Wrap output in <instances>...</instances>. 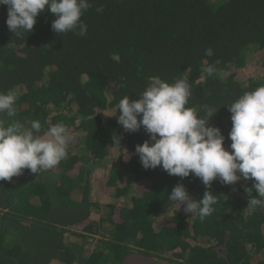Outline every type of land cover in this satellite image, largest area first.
Wrapping results in <instances>:
<instances>
[{"label":"trees","instance_id":"16d2710c","mask_svg":"<svg viewBox=\"0 0 264 264\" xmlns=\"http://www.w3.org/2000/svg\"><path fill=\"white\" fill-rule=\"evenodd\" d=\"M91 4L81 18L83 37L57 35L48 11L16 37L0 6V92L17 96L15 116L0 114V121L29 128L39 120L42 132L62 122L79 134L55 168L0 181V264H264V207L248 206L245 192L253 181L217 179L206 189L194 175L145 170L135 148L149 136L143 128L125 132L117 122L120 99H138L150 78L169 84L185 78L192 86L186 107L219 109L209 126L221 129L231 151L225 106L264 86V0ZM249 55L261 57L260 73L242 79L238 70ZM216 60L222 75L206 77L201 69ZM112 159L99 183L115 202L102 205L91 200V176ZM177 184L196 200L211 191L214 213L202 221L174 207L168 194ZM69 237L99 239L90 251Z\"/></svg>","mask_w":264,"mask_h":264},{"label":"clouds","instance_id":"9594fccd","mask_svg":"<svg viewBox=\"0 0 264 264\" xmlns=\"http://www.w3.org/2000/svg\"><path fill=\"white\" fill-rule=\"evenodd\" d=\"M7 7L6 24L11 33L21 37L31 32L37 16L48 11L55 15L51 28L57 34L71 32L83 37L87 25L82 16L91 7V0H0ZM96 11L102 13L103 6ZM205 55H214L212 48ZM216 60L201 69L208 78L222 75ZM151 82L138 99L129 96L120 99L117 119L125 132L141 130L149 136L137 145L135 154L145 170L160 167L170 176L187 178L194 175L206 189L213 181L234 185L241 179L253 181L245 188L248 206L264 207V86L244 92L225 106L231 113L232 127L227 139L230 149L225 148L226 137L221 129L209 126V121L219 109L203 105L200 110L186 107L192 95V86L185 78H177L169 84L160 77ZM17 96L0 92V114L15 116ZM200 111L203 115H200ZM215 113V114H214ZM72 137L61 122L50 125L42 132L39 120H33L29 128L14 121L7 126L0 121V181H10L28 169L33 174L53 169L68 155ZM114 138V145L119 146ZM258 194L253 197L252 192ZM168 200L177 209L195 214L200 220L211 216L217 196L205 191L203 198L194 199L183 184H177L168 194Z\"/></svg>","mask_w":264,"mask_h":264},{"label":"rangeland","instance_id":"374dc122","mask_svg":"<svg viewBox=\"0 0 264 264\" xmlns=\"http://www.w3.org/2000/svg\"><path fill=\"white\" fill-rule=\"evenodd\" d=\"M260 56L258 55H249L247 58L246 64L243 67V69L238 70V75L242 78L245 79L247 74L254 75L257 73H260L258 63H260ZM72 137V142L77 138L76 136H79L78 133L76 132H71L70 133ZM75 145V144H72ZM80 151V148H79ZM115 164V160L112 159V162L109 163L107 166H104L102 168L96 167L93 171L92 178H91V200L99 203V204H109V203H114V199L111 198L110 195H106L105 192L102 190V185L99 183L100 180L102 179L101 177L104 175L105 177L107 176L106 173H108L109 167ZM107 178V177H106ZM123 182V181H122ZM91 237H86L84 239L78 237H69V241L71 242H76L78 243L81 247L84 249L92 250L94 247L93 239L96 241L99 239L98 237H95L90 239ZM54 264H65V263H57L55 262ZM73 264H77V262H74Z\"/></svg>","mask_w":264,"mask_h":264}]
</instances>
